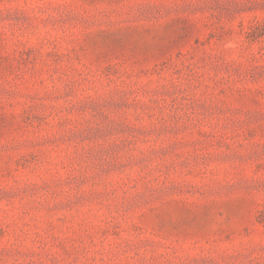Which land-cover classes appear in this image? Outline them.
I'll list each match as a JSON object with an SVG mask.
<instances>
[{
  "label": "rangeland",
  "instance_id": "1",
  "mask_svg": "<svg viewBox=\"0 0 264 264\" xmlns=\"http://www.w3.org/2000/svg\"><path fill=\"white\" fill-rule=\"evenodd\" d=\"M0 264H264V0H0Z\"/></svg>",
  "mask_w": 264,
  "mask_h": 264
}]
</instances>
